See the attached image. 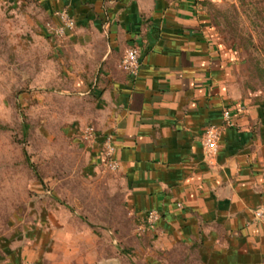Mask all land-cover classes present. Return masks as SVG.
I'll list each match as a JSON object with an SVG mask.
<instances>
[{"label": "crops", "instance_id": "1", "mask_svg": "<svg viewBox=\"0 0 264 264\" xmlns=\"http://www.w3.org/2000/svg\"><path fill=\"white\" fill-rule=\"evenodd\" d=\"M35 1L83 53L79 67L99 70L92 89L80 92L93 95L94 115L83 118L76 140L86 169L96 170L104 165L103 134H111L142 243L161 257L187 248L199 264H264V99L244 87L242 49L211 23L209 8L223 0ZM132 46L141 51L137 76L122 66ZM224 107L232 125L211 154L203 135L222 124ZM34 248L0 242V264H40Z\"/></svg>", "mask_w": 264, "mask_h": 264}, {"label": "rangeland", "instance_id": "2", "mask_svg": "<svg viewBox=\"0 0 264 264\" xmlns=\"http://www.w3.org/2000/svg\"><path fill=\"white\" fill-rule=\"evenodd\" d=\"M209 14L242 49L245 89L264 99V0H223ZM81 54L35 0H0V242L35 247L40 264H199L187 248L161 257L142 243L118 170L86 169L76 139L94 97L80 92L99 70L79 67Z\"/></svg>", "mask_w": 264, "mask_h": 264}, {"label": "built area", "instance_id": "3", "mask_svg": "<svg viewBox=\"0 0 264 264\" xmlns=\"http://www.w3.org/2000/svg\"><path fill=\"white\" fill-rule=\"evenodd\" d=\"M64 21V27L72 28L74 26V20L68 17L65 13H59ZM64 27L62 30H64ZM62 33V32H61ZM141 51L138 46H132L126 50L123 59L122 66L124 70L132 76H137L141 66ZM223 121L221 125L211 124L206 127L204 135H203V144L208 150L209 153L213 154L217 151L218 141L220 139V135L222 129L232 125L231 119V110L229 107H224L222 111ZM86 134H90L91 136L96 135V130L93 126H88L86 128ZM104 140L102 143L103 147V164L105 166H109L113 170L119 169V163L113 159V145L111 143V134L104 133ZM261 212H257V216H261ZM156 220V215L151 213L148 216V221L152 224Z\"/></svg>", "mask_w": 264, "mask_h": 264}]
</instances>
